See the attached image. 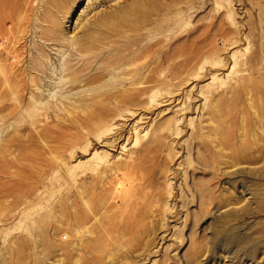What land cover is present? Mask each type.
Masks as SVG:
<instances>
[{"label": "rangeland", "instance_id": "rangeland-1", "mask_svg": "<svg viewBox=\"0 0 264 264\" xmlns=\"http://www.w3.org/2000/svg\"><path fill=\"white\" fill-rule=\"evenodd\" d=\"M96 263L264 264V0H0V264Z\"/></svg>", "mask_w": 264, "mask_h": 264}, {"label": "bare ground", "instance_id": "bare-ground-1", "mask_svg": "<svg viewBox=\"0 0 264 264\" xmlns=\"http://www.w3.org/2000/svg\"><path fill=\"white\" fill-rule=\"evenodd\" d=\"M1 43H2V42H1ZM78 45H79V44H78ZM130 59H131V58H130ZM128 60H129V59H128ZM124 62H126V61H124ZM127 62H128V61H127ZM122 63H123V62H122ZM128 63H130V62H128ZM46 64H47V62H46ZM123 64H124V63H123ZM43 66H44L43 68H40V71H41V72L48 73V71H47L48 69H46V71H45V68H47V65L45 66V64H44ZM129 66H130V65H129ZM49 69H50V68H49ZM51 72H52V71H51ZM49 73H50V72H49ZM41 74L43 75V73H41ZM50 74L52 75V73H50ZM112 74H113V73H111V76H109V77H110V82L108 81V79H107V82H109V83L116 82V83H117V81H115V79H114L115 77H117V74H116V75H115V74L112 75ZM44 75H45V74H44ZM44 75H43V76H44ZM51 75H50V76H51ZM50 76H49V77H50ZM100 78H101V77L98 75V77H97L96 79H95V77H93V78L87 80V82H92V83H94V82H96V80H99ZM60 79H62V81H63L64 78H61V77H60ZM33 80H34V79H33ZM59 81H60V80H59ZM107 84H108V83H107ZM54 85H55V88L58 87V89L56 88V89H57L56 91H58L59 89H62V88L64 87V86H63V85H64L63 83L59 85L58 82H57V84H54ZM49 87H50V86H49ZM51 87H52V86H51ZM51 87H50V88H51ZM55 88H53V89H55ZM39 90H40V89H39ZM39 90H38V91H39ZM64 90H65V88H64ZM59 92H61V91H59ZM59 92H57V93L59 94ZM41 94H42V92H39V93H38V97H39V99H38V100L36 99V100H37V102L39 101V102L43 103V102H44L43 99H42L43 96H42ZM68 94H69V93L64 94L63 97H64L65 99H66V98H67V99H70V97H72V96H71V95H68ZM70 94H71V93H70ZM60 95H61V97H62V93H61ZM64 98H63V99H64ZM60 99H61V98H60ZM60 99H59V100H60ZM81 99H83V101H84V97H82ZM33 101H35V100H33ZM61 101H62V100H61ZM72 102H73V101H72ZM59 103H60V101H59ZM44 104L49 105L50 102L45 101ZM53 223H54V222H53ZM234 238H235V237H234ZM228 241H229V240H228ZM236 242H237V241H236ZM230 243H231V241L228 242V244H230ZM200 250H201V248H199V249L196 248V251H197V252H200ZM255 251H256V247H254V246L250 247L249 249L246 248V252L249 253V254H251V252L253 253V252H255ZM98 263H99V262H98ZM98 263H96V264H98Z\"/></svg>", "mask_w": 264, "mask_h": 264}]
</instances>
